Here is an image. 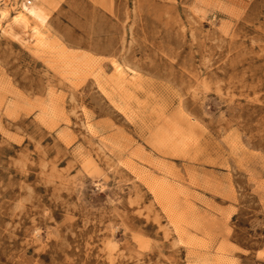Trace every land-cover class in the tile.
Segmentation results:
<instances>
[{
	"label": "rangeland",
	"instance_id": "374dc122",
	"mask_svg": "<svg viewBox=\"0 0 264 264\" xmlns=\"http://www.w3.org/2000/svg\"><path fill=\"white\" fill-rule=\"evenodd\" d=\"M0 264H264V0H0Z\"/></svg>",
	"mask_w": 264,
	"mask_h": 264
},
{
	"label": "bare ground",
	"instance_id": "6f19581e",
	"mask_svg": "<svg viewBox=\"0 0 264 264\" xmlns=\"http://www.w3.org/2000/svg\"><path fill=\"white\" fill-rule=\"evenodd\" d=\"M3 14L1 13V16H2Z\"/></svg>",
	"mask_w": 264,
	"mask_h": 264
},
{
	"label": "built area",
	"instance_id": "2783aa9c",
	"mask_svg": "<svg viewBox=\"0 0 264 264\" xmlns=\"http://www.w3.org/2000/svg\"><path fill=\"white\" fill-rule=\"evenodd\" d=\"M28 4H29V2H28Z\"/></svg>",
	"mask_w": 264,
	"mask_h": 264
}]
</instances>
